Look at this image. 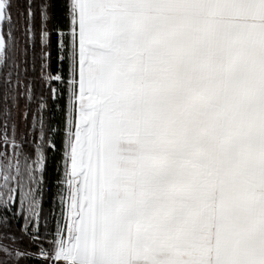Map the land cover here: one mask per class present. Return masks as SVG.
Wrapping results in <instances>:
<instances>
[{
  "label": "snow or ice",
  "instance_id": "1",
  "mask_svg": "<svg viewBox=\"0 0 264 264\" xmlns=\"http://www.w3.org/2000/svg\"><path fill=\"white\" fill-rule=\"evenodd\" d=\"M24 2L21 49L14 0H0V145L12 146L0 151V264L29 256L4 243L9 211L23 215L17 239L40 245L42 264H264V0L40 4L37 79L53 100L67 92L57 181L66 211L46 247L44 144L56 145L42 115L31 116L34 152L8 123L36 87V4Z\"/></svg>",
  "mask_w": 264,
  "mask_h": 264
},
{
  "label": "trees",
  "instance_id": "2",
  "mask_svg": "<svg viewBox=\"0 0 264 264\" xmlns=\"http://www.w3.org/2000/svg\"><path fill=\"white\" fill-rule=\"evenodd\" d=\"M44 2V0H35V12L36 19L34 21L35 28L37 32V43L35 47L31 44H28L29 49L28 55V74L27 78L33 81L36 85L34 90V99L31 102H27L23 97L20 98L18 109L13 110L12 120L9 123V133L11 134V127L13 121L16 124V140L18 143L23 142L22 146L24 147L25 152H34V147L36 143H39V125L33 130L31 127V116L36 115L37 119L42 115L45 123V130L48 139H50L55 145V150L48 147L47 141L44 144L45 155L47 156V170L44 175V184H43V195L41 200L40 207V235L44 237L45 247L47 242L52 239L51 233L54 228L55 215L54 211L57 204L58 191L60 185L57 183L58 179L63 175V128L64 120L66 116V107H67V92L63 91L62 96L59 100H53L51 98V93L49 90L48 84H41L37 77L39 76V64H40V46L38 43V33L40 28L39 21V6ZM25 8L24 0H14L13 4V21L14 29L13 35L15 41L19 48L25 47V17L23 15L17 16V12H23ZM57 11L55 9L50 10V16L52 17L49 21L48 27L51 30L53 24L57 23ZM62 23V21H60ZM53 44L50 48L52 53L50 60V71L53 73L57 68V52L55 48L56 36H52ZM33 57L35 58V64L33 65ZM19 62V61H18ZM35 67V71H33ZM51 86H56L54 83ZM41 97L43 100L41 101ZM43 102L46 104V108L40 112L39 104ZM28 104V111L30 115L27 120L23 116L25 111V104ZM56 129L53 133L49 129ZM8 151L9 154L12 153V146L9 145L6 149L4 146L0 145V151ZM34 159L35 156L33 155ZM14 211H19V204L15 203L13 205ZM8 216L11 218L10 224L11 229L7 231L8 239L4 240V243L9 245L10 248H18L20 250H26L29 253V256L26 257L23 261V264H42L43 258L40 257L39 247L40 245H29L28 238L25 237L21 243L17 238L22 236L21 230L24 227L23 215L19 217H13V212L9 211ZM31 227V226H30Z\"/></svg>",
  "mask_w": 264,
  "mask_h": 264
},
{
  "label": "rangeland",
  "instance_id": "3",
  "mask_svg": "<svg viewBox=\"0 0 264 264\" xmlns=\"http://www.w3.org/2000/svg\"><path fill=\"white\" fill-rule=\"evenodd\" d=\"M59 190H60V188H59ZM59 195H60V191H58L57 204H56V208L54 211L55 220H54V228H53L52 233H51L52 239H53L55 231H56L57 222L62 221V210L66 211V205H64L63 209H62V205H61V201L59 199Z\"/></svg>",
  "mask_w": 264,
  "mask_h": 264
}]
</instances>
